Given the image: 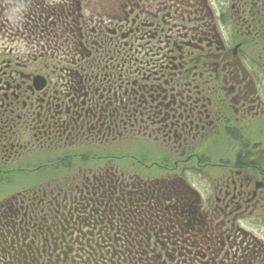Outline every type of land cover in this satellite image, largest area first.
I'll list each match as a JSON object with an SVG mask.
<instances>
[{"label":"flooded vegetation","instance_id":"obj_1","mask_svg":"<svg viewBox=\"0 0 264 264\" xmlns=\"http://www.w3.org/2000/svg\"><path fill=\"white\" fill-rule=\"evenodd\" d=\"M0 0V264H264V0Z\"/></svg>","mask_w":264,"mask_h":264},{"label":"clouds","instance_id":"obj_2","mask_svg":"<svg viewBox=\"0 0 264 264\" xmlns=\"http://www.w3.org/2000/svg\"><path fill=\"white\" fill-rule=\"evenodd\" d=\"M28 9V0H10L6 11L8 21L13 25H19Z\"/></svg>","mask_w":264,"mask_h":264}]
</instances>
